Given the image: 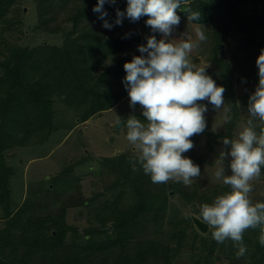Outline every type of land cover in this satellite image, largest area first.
<instances>
[{
  "label": "rangeland",
  "instance_id": "1",
  "mask_svg": "<svg viewBox=\"0 0 264 264\" xmlns=\"http://www.w3.org/2000/svg\"><path fill=\"white\" fill-rule=\"evenodd\" d=\"M80 1L46 0L47 11L41 19L35 0H14L7 14V23L0 25V64L11 55L12 48L61 47L65 37L73 30V24L68 22L73 13L71 8L75 2ZM184 4L186 3H182L177 11L183 10ZM89 24L99 30L124 37L132 38L137 33L142 37L152 35L149 26L147 34L141 31L137 21L114 25L110 30L102 26L103 21L91 20L83 23ZM57 26H60L61 31L52 33ZM197 28L204 32L206 40H198ZM211 30L209 25L194 24L188 21V18L181 17L180 24L172 34L175 42L191 38L195 47L189 53V60L197 67H207L206 71L216 68L210 55ZM156 35L159 40L161 35ZM138 46L134 42L128 52L123 54L138 53ZM235 48V41L229 40L222 50L223 54H220L223 62L232 63V52ZM2 74L3 70L0 68V77ZM254 89L245 83L235 87L238 96L249 94ZM62 100L55 99V131L49 135L47 131L35 133L26 147H14L3 152L6 165L13 171L9 177L12 210H16L28 200L38 216H55L62 208H66L67 224L77 229L76 234H68V244H72L74 240L86 244L85 238L92 236L87 232L89 228L97 229L91 232L95 240H115L119 237L120 230L115 228L111 221L102 225L98 218L116 202L121 206V210L133 206L137 199L136 185L140 184L139 187L142 186L143 190H146L149 205H162L163 197H167L166 211L159 215L157 221L152 211L131 221L128 225L131 230L125 242L112 251L100 254L101 260L98 259V262L108 257L109 264H117V260L131 257L129 264H165L159 250L169 247L178 252L169 264H198L201 256H204L207 264H255L259 256L252 260L257 249L252 228L243 233V244L247 251L243 257L237 258L238 246L232 240L218 243L213 239L210 230H199L193 215L198 214L202 204H210L216 197L231 190L230 186L224 185L222 180H217L214 176L215 170L221 166H225L226 174H231L228 167L231 157H227L225 162L218 159L221 150L230 151V146L225 147L222 140L225 137L230 140L238 138L239 132L247 126L249 119H253L254 130L259 133L264 125L257 118H252L249 112L242 113L229 135V111L225 102L223 107L216 111L205 100L204 103L208 106V111L204 114L206 131L214 136L223 134L224 137L212 139L210 142L202 134L191 137L194 147L183 155L192 160L195 158L194 164L199 165L201 175L193 178L190 186L173 180L154 184L144 172L142 178H135L142 168L137 166V170L133 171L130 161L135 155L134 149L126 139L127 129L122 130V124L126 122L127 117L133 113L142 114L139 105L133 110L129 105L128 96L115 108L96 114L86 122H80L77 113L64 106ZM136 118L142 121L146 119ZM120 122L121 127L116 128ZM121 156L125 158L121 162L123 165L118 168L113 164V159ZM263 171L264 168L261 169V175L251 181L253 190L249 196L253 203L264 202ZM123 172H130L129 180ZM174 183H182V192H179V188L172 189L168 186ZM148 191L151 194H148ZM4 212L0 207V232L8 227ZM144 242H150L147 250L149 247L153 249L148 250L142 259L136 245ZM152 250L154 253H150Z\"/></svg>",
  "mask_w": 264,
  "mask_h": 264
},
{
  "label": "trees",
  "instance_id": "2",
  "mask_svg": "<svg viewBox=\"0 0 264 264\" xmlns=\"http://www.w3.org/2000/svg\"><path fill=\"white\" fill-rule=\"evenodd\" d=\"M35 1L42 19L47 11L46 0ZM13 3L14 0H0V25L7 23V14ZM97 3L98 0H81L73 4V13L68 18L73 30L65 37L61 47L12 48L11 55L0 64L3 70L0 77V207L5 211L4 218L8 219V227L0 232V264H109L108 257L98 262L100 254L112 251L125 242L131 230L128 226L131 221L150 211L154 212L157 221L159 215L166 211L167 197H163L162 205H149L146 190L137 184V199L133 206L121 210L116 202L98 218L102 225L108 221L114 223V227L120 230L117 239L95 240L92 233L97 229L89 228L87 232L92 236L85 238L86 244L76 240L68 244V234H76L77 229L67 224L66 208L55 216H38L29 200L16 210L10 208L9 177L13 171L6 165L3 152L14 147H26L35 133L47 131L49 135L56 130L55 99H63L64 106L75 111L80 122H86L96 114L115 108L128 97L123 84L126 76L124 64L141 53H126L134 42L146 45L147 36L137 33L132 38L124 37L90 24L83 25L84 21H102L98 19L99 14L92 11ZM117 8L125 11L127 0H116L115 5L106 2L104 5L108 13L106 19L113 25H116ZM189 9L200 13V19L191 22L209 25L212 29L210 55L217 69L206 72L217 86L225 88L224 102L229 111L227 131L230 135L236 120L242 113L248 112L249 97L255 91L238 96L236 85L245 83L256 88L258 84L256 60L264 48V0H186L184 9L177 11V15L188 18ZM147 19L149 17L143 16L137 21L140 30L146 34ZM129 22L132 21L125 16L122 24ZM60 31V26H57L52 33ZM229 40L236 43L231 64L220 58ZM200 103L205 104L204 101ZM133 114L143 117L142 114ZM200 134L206 136L209 142L224 137L223 134L214 136L206 129ZM124 158L113 159V164L120 168ZM192 161L195 162L194 157ZM123 173L129 180L130 172ZM142 175L143 170L135 178L140 179ZM181 185L174 183L168 186L179 188L182 192ZM148 194L151 192L148 191ZM252 232L257 248L252 260L259 256L255 264H264V247L258 240L259 228L252 229ZM149 243L136 245L142 259L148 250L153 249L149 247L147 250ZM174 252L175 248L169 247L159 250L165 264L172 262L173 256L176 257L178 252ZM203 257L198 264L208 263ZM131 259L124 257L117 260V264H129Z\"/></svg>",
  "mask_w": 264,
  "mask_h": 264
},
{
  "label": "clouds",
  "instance_id": "3",
  "mask_svg": "<svg viewBox=\"0 0 264 264\" xmlns=\"http://www.w3.org/2000/svg\"><path fill=\"white\" fill-rule=\"evenodd\" d=\"M106 2L115 5L116 0H98L92 11L99 14L102 26L110 30L114 25L106 19ZM182 3L186 0H127L125 11L116 9L115 24L122 25L125 16L132 22L147 16L146 25L152 33L146 37V45L138 46L141 55L124 64L123 84L130 97L129 105L133 110L139 105L146 118L142 121L133 114L122 124L135 153L130 161L132 169L142 168L154 184L173 180L190 186L193 178L201 175V169L183 154L194 147L191 137L203 133L207 127L204 114L208 106L200 102L206 100L219 111L224 105L225 88L217 86L207 74V67H197L189 60L195 47L190 37L179 42L172 38L181 22L177 9ZM187 14L188 21L200 19L199 12L189 9ZM157 33L161 35L159 40ZM196 36L199 41L207 39L199 28ZM256 65L259 80L250 94L247 111L264 125V48ZM222 144L230 146V151L221 150L218 159L225 162L231 157L228 165L231 174H226L225 166H221L214 176L231 190L210 204H202L193 218L206 225L218 243L232 240L238 246L236 257L240 258L247 251L243 233L249 228H259L258 240L264 247V202L253 203L249 196L253 190L251 181L264 168V127L257 133L253 119H249L238 138L225 137Z\"/></svg>",
  "mask_w": 264,
  "mask_h": 264
},
{
  "label": "water",
  "instance_id": "4",
  "mask_svg": "<svg viewBox=\"0 0 264 264\" xmlns=\"http://www.w3.org/2000/svg\"><path fill=\"white\" fill-rule=\"evenodd\" d=\"M120 127H121L120 124H118V125L116 126V128H120ZM194 222H195L196 226L199 228L200 231H202V232H207L208 228H207L206 225L202 224V223L199 222V221H196L195 218H194Z\"/></svg>",
  "mask_w": 264,
  "mask_h": 264
}]
</instances>
